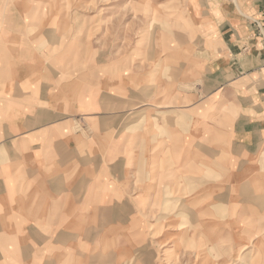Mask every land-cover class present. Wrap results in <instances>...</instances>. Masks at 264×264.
Returning <instances> with one entry per match:
<instances>
[{"label":"rangeland","instance_id":"1","mask_svg":"<svg viewBox=\"0 0 264 264\" xmlns=\"http://www.w3.org/2000/svg\"><path fill=\"white\" fill-rule=\"evenodd\" d=\"M10 2L0 0V59L11 68L7 77L34 73L38 84H48L45 89L51 80L68 84L73 90L69 132L89 148L85 166L92 172L84 174L113 180L104 196L85 198V218L92 221L99 205L116 212V223L138 224L130 227L132 255L145 250L147 242L148 255L157 264H202L205 254L209 264L221 257L223 264H247L243 254L252 247L264 253L263 200L248 181L253 168L257 173L251 165L258 159L234 146L233 104L220 102V94L205 82L213 78L208 71L213 72L211 64L223 52L219 34L205 36L203 28L204 22H214L213 0ZM223 4L224 16L238 14L231 0ZM21 16L35 19L19 24ZM18 26L41 37L35 53L12 48H32L31 42L24 44L27 39L8 35L18 32ZM45 32L52 35L44 37ZM258 36L264 46L263 35ZM49 45L52 52L45 54ZM12 57L21 64L14 71ZM123 180L125 187L117 183ZM254 185L264 194L262 183ZM250 196H256L251 200L256 211ZM126 201L130 215L128 207L118 209ZM252 218L262 228L248 236ZM222 219L226 230L218 232ZM135 240L144 242L135 245ZM238 243L244 246H238L235 256Z\"/></svg>","mask_w":264,"mask_h":264},{"label":"crops","instance_id":"2","mask_svg":"<svg viewBox=\"0 0 264 264\" xmlns=\"http://www.w3.org/2000/svg\"><path fill=\"white\" fill-rule=\"evenodd\" d=\"M213 1L210 5L215 14L214 22H204L206 33L203 30L202 33L205 36L212 34L214 37L219 34L223 52L219 60L211 64L213 72L208 71L213 78L205 82H211L214 86L211 92L220 94V102L233 104L236 113L231 119L230 134L234 146L241 149L244 155L251 154L258 159L251 165L258 168L257 173L253 168L252 178L248 181L254 187V184L262 183L264 188V170L261 169L264 167V46L255 24L258 22L261 26L264 25V0H231L238 14L229 17L227 13L224 16L220 9L223 3L228 6L229 0ZM28 17V20H23L21 16L19 24L33 22L35 19L34 16ZM14 31L18 32L10 30L8 35L14 33V40L19 36L28 40L24 44L29 46L31 42L32 46H13L17 53H35L36 43H42L41 37L25 30L24 26H18ZM46 34L51 33L45 32L43 36L46 37ZM51 52L49 45L44 53ZM10 59L13 71L17 70V66H21L19 60L14 57ZM4 62L2 57L0 264H157V260L154 263L148 255L147 242L145 250L137 251L134 257L132 255L131 248L134 245L130 227L138 224L126 221L116 223L114 220H119L116 212L99 205L94 206L97 216L92 221L84 216L88 215L89 208L85 206V198L96 200L104 196L108 191L109 181L113 180L107 176L84 174L85 170L92 172V167L85 166L90 160L89 148L69 132L71 118L68 115V98L69 92L73 90L61 80L54 84L49 80L52 86L45 89L48 84H38L39 80H34V73H29V77L24 78L18 74V78L11 79L7 77L11 68ZM138 114L143 115L142 112ZM157 159L159 158L154 160ZM244 166L249 165L245 163ZM258 174L261 177H256ZM125 181L117 183L125 187ZM254 187L253 190L259 193L257 198L262 199L264 205V194L261 195ZM145 188L139 195L144 193ZM240 189L244 191L242 185ZM98 190L101 192L97 193ZM209 196L210 194H205L204 198L208 199ZM189 199L193 197L189 196ZM255 199L256 196L248 197L252 210L255 207L251 200ZM128 205L129 202L126 201L123 208L118 209L121 211ZM127 211L130 215V207ZM95 219L98 222H94ZM254 222L253 218L249 222V229L246 231L248 236H253V233L262 228L253 225ZM222 223L223 219L217 227L218 232L226 230ZM216 237H221L220 233ZM256 240L257 237L254 236V245ZM143 242L135 240V245ZM238 246L244 245L238 243L236 248ZM256 246L261 245L256 242ZM220 248L225 250L223 246ZM252 249L254 250L248 251L250 254H243L247 258V264L249 261L264 264V253L261 255L259 250L255 251V247ZM233 250L235 256L240 254V248ZM222 252L223 250L219 254ZM200 258H203L202 264L210 263L208 255ZM222 259L223 257L219 258V263H216L223 264Z\"/></svg>","mask_w":264,"mask_h":264},{"label":"built area","instance_id":"3","mask_svg":"<svg viewBox=\"0 0 264 264\" xmlns=\"http://www.w3.org/2000/svg\"><path fill=\"white\" fill-rule=\"evenodd\" d=\"M255 24H256V26H257V31L260 33V34H262L263 35V37H264V25H260L258 22H255Z\"/></svg>","mask_w":264,"mask_h":264}]
</instances>
